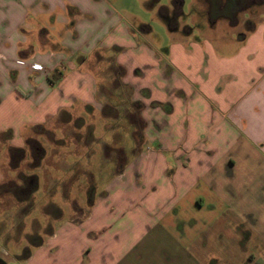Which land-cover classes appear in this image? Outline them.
I'll return each instance as SVG.
<instances>
[{
    "label": "crops",
    "instance_id": "1",
    "mask_svg": "<svg viewBox=\"0 0 264 264\" xmlns=\"http://www.w3.org/2000/svg\"><path fill=\"white\" fill-rule=\"evenodd\" d=\"M175 1L158 8L169 41L157 45L149 26L106 0H0V67L16 71L0 79L3 140L15 143L24 127L76 107L115 113L128 104L141 123L140 133L128 124L138 151L87 202V214L33 249L47 239L60 251L83 237L84 248L69 250L72 264H207L186 242L205 218L220 220L240 256L264 254V200L243 202L242 191L235 210L229 189L239 171L264 174V11L251 31L225 35V24L236 26L211 23L207 0H190L187 15ZM241 13L243 28L250 14ZM96 62L114 71L106 94L107 78L88 68ZM112 94L122 102L108 104Z\"/></svg>",
    "mask_w": 264,
    "mask_h": 264
},
{
    "label": "rangeland",
    "instance_id": "2",
    "mask_svg": "<svg viewBox=\"0 0 264 264\" xmlns=\"http://www.w3.org/2000/svg\"><path fill=\"white\" fill-rule=\"evenodd\" d=\"M106 2L124 19L149 26L153 33L151 39L157 45L168 43L167 28L159 20L157 12L160 6L172 7L177 1ZM179 3L182 4L184 15L189 14L190 0H180ZM216 4L221 6V2ZM241 4L240 6H244L247 1ZM262 11L264 3L251 6L247 10L250 19L243 28L238 25L247 14L239 13L234 16V20L231 16L232 22L226 18H219L215 22L227 20L230 26L236 27L227 30L225 24L224 34L230 35L229 31H233L238 36L239 33H245L248 22L258 21ZM184 21L191 25L190 17H184ZM173 27L174 24L171 25ZM187 30L188 28L185 29ZM231 50L227 48L224 52ZM107 66V63L97 62L88 66L93 73L107 78L104 82L105 94L114 87V71ZM14 72L16 73L15 70L6 71L0 67V79L3 74L12 77ZM3 90L5 87H0V94ZM118 97L119 99H115L112 94V98L108 99L104 96L108 104L122 102L120 95ZM126 98L123 96V101L126 102ZM97 108L76 107L73 111L59 113L58 117L43 125L24 127L16 133L15 143L3 140L5 134H1L0 264H72V260L68 261L72 258L69 250L72 252L73 249H82L88 244L83 237L78 240L70 238L59 243L60 251H56L55 248L51 249L47 239H43V251H37L30 241L33 237L45 238L55 228L66 225L68 220L82 219L88 211L87 202L93 200L97 191L108 184L127 159L132 157L133 151H138L140 144L132 143V129L128 126L130 123L135 124L137 127L134 128L140 133L141 123L137 112L128 104L123 111L121 107H117L115 113L105 112L106 107L102 108L100 105ZM3 128L0 123V130ZM107 130L109 131L106 133ZM242 167L239 168L242 170ZM246 173L239 171L230 181L229 189L233 190L231 204L235 210L241 206L237 200L242 191L246 193L243 202L255 198L264 200V174L255 171ZM202 220V223L191 225L196 233L191 240L186 241L187 244L196 243L192 247L194 252L191 250L195 260L207 264H264V254H259L257 249L249 248L254 254L252 259L247 255L240 256L241 250L228 242L223 233H219L220 220L213 223L205 218ZM249 226V223L243 225L244 228ZM186 227L188 228L187 224ZM258 227L261 228V233L258 234L264 235V225L260 224ZM221 235L224 241L220 244ZM27 252H31V257L21 260L22 255Z\"/></svg>",
    "mask_w": 264,
    "mask_h": 264
},
{
    "label": "trees",
    "instance_id": "3",
    "mask_svg": "<svg viewBox=\"0 0 264 264\" xmlns=\"http://www.w3.org/2000/svg\"><path fill=\"white\" fill-rule=\"evenodd\" d=\"M247 1V4L244 6L241 3H244ZM252 1V2H251ZM216 2H221L217 5ZM250 3H253L252 5ZM262 3V0H207V8L209 11V19L211 22H215L219 18H226L228 21L232 22L233 17L236 16L238 13L247 11L251 8V6L257 5L260 6ZM254 27V24L251 22L247 23V29L246 31H251ZM18 149H15V151ZM33 248L39 247L42 244V239L40 237L32 238L30 241ZM30 256V252H27L26 254H23L22 259H27Z\"/></svg>",
    "mask_w": 264,
    "mask_h": 264
},
{
    "label": "built area",
    "instance_id": "4",
    "mask_svg": "<svg viewBox=\"0 0 264 264\" xmlns=\"http://www.w3.org/2000/svg\"><path fill=\"white\" fill-rule=\"evenodd\" d=\"M32 69L35 70V71H41L42 68L39 65H33Z\"/></svg>",
    "mask_w": 264,
    "mask_h": 264
},
{
    "label": "flooded vegetation",
    "instance_id": "5",
    "mask_svg": "<svg viewBox=\"0 0 264 264\" xmlns=\"http://www.w3.org/2000/svg\"><path fill=\"white\" fill-rule=\"evenodd\" d=\"M243 12H245V11H243Z\"/></svg>",
    "mask_w": 264,
    "mask_h": 264
}]
</instances>
